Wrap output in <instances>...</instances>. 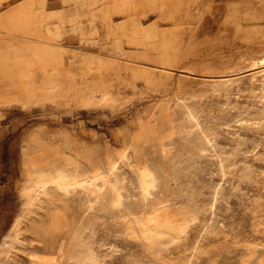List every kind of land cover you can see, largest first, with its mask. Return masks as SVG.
<instances>
[{"label": "rangeland", "instance_id": "rangeland-1", "mask_svg": "<svg viewBox=\"0 0 264 264\" xmlns=\"http://www.w3.org/2000/svg\"><path fill=\"white\" fill-rule=\"evenodd\" d=\"M262 49L264 0H0V264H73L68 243L86 225L101 264H264V97L245 84L212 92ZM105 92L107 103L84 104ZM182 97L217 122L202 152L186 139ZM108 154L120 206L109 193L88 209L79 188L38 198L27 187L34 168L88 172ZM144 166L156 176L148 199ZM190 209L198 217L177 242L142 237L147 217L172 224Z\"/></svg>", "mask_w": 264, "mask_h": 264}, {"label": "bare ground", "instance_id": "bare-ground-1", "mask_svg": "<svg viewBox=\"0 0 264 264\" xmlns=\"http://www.w3.org/2000/svg\"><path fill=\"white\" fill-rule=\"evenodd\" d=\"M245 60H248L249 62V68H251L252 71H250L248 74L242 76H228L225 78L220 79V81L215 83L212 86V92L214 96L219 97L221 95H228V93L234 89V87H237V89L240 90L241 85L245 84L247 85L250 91H260V96L264 97V49L259 50L256 54H247L244 57ZM243 59V60H244ZM240 86V87H239ZM243 87V86H242ZM54 89V88H53ZM244 89V88H243ZM55 90V89H54ZM245 91V90H244ZM50 92V91H49ZM54 92V91H53ZM234 92V90H233ZM231 93V92H230ZM250 93V92H249ZM255 94V93H254ZM259 95V93H256ZM189 96V95H188ZM201 96V95H200ZM251 96V95H250ZM193 97V96H192ZM197 97V96H196ZM199 97V96H198ZM216 97V98H217ZM111 99V95L109 93H102L97 98H87V100L84 101L85 105H102L107 103ZM177 101L179 102L177 106V110L180 113V116L182 118L181 124L182 127L186 130L187 133V141L190 142V144H194L197 147L198 152H202L207 147H211L214 145V137L216 136L214 134L215 129V123L217 122H210L211 126L204 123L201 119L200 110L198 107V98L192 99L193 101L186 102V100ZM189 99V98H188ZM254 99V98H253ZM180 100V99H179ZM219 100V98H218ZM226 100V99H225ZM209 101V100H208ZM235 101V100H234ZM257 101V100H256ZM215 102V101H214ZM219 101H217L218 104ZM221 102V101H220ZM230 102V101H228ZM198 103V104H197ZM212 103V101H211ZM224 103H226L224 101ZM236 103V102H233ZM202 105V104H201ZM224 105V104H223ZM226 105V104H225ZM231 106V105H229ZM256 106V105H255ZM260 106V105H259ZM217 107V106H216ZM221 107V106H220ZM232 107V106H231ZM249 107V106H247ZM258 107V106H257ZM262 107V106H261ZM236 109V107H233ZM245 108V107H244ZM260 108V107H259ZM203 109V108H202ZM219 108H217L218 110ZM238 109V107H237ZM242 109V108H241ZM253 109V108H251ZM206 110V109H205ZM224 110V109H223ZM247 110V109H245ZM264 110V109H262ZM203 111V110H202ZM207 111V110H206ZM220 111V110H219ZM227 111V110H226ZM224 111V113L226 112ZM229 111V109H228ZM240 111V110H239ZM254 111V110H253ZM257 111L259 109L257 108ZM204 112V111H203ZM221 112V111H220ZM246 112V111H245ZM216 113V112H215ZM230 113V112H229ZM238 113V112H237ZM244 113V111H243ZM259 113V112H258ZM214 114V113H213ZM218 113H216L217 115ZM257 115V112L254 113ZM261 115V110L260 113ZM258 114V116H259ZM205 115V114H203ZM235 115V114H234ZM242 115V114H241ZM244 115V114H243ZM210 116V115H209ZM218 116V115H217ZM223 116V114L221 115ZM240 116V115H239ZM255 116V115H254ZM253 116V117H254ZM262 116V115H261ZM234 117V116H233ZM238 117V116H237ZM246 117V116H245ZM248 117V116H247ZM203 118H205L203 116ZM239 118V117H238ZM242 118V117H240ZM239 118V119H240ZM252 118V116L250 117ZM219 119V118H218ZM232 119V117H230ZM234 119V118H233ZM245 119V118H243ZM249 119V118H248ZM258 119V118H257ZM262 119V118H261ZM214 120V119H213ZM237 120V119H236ZM242 120V119H240ZM246 120V119H245ZM207 121V120H206ZM210 121V119L208 120ZM216 121V120H215ZM262 121V120H261ZM218 125V124H217ZM220 125V124H219ZM229 125V124H228ZM217 129V127H216ZM184 131V130H183ZM221 131V130H220ZM235 132V131H234ZM185 133V134H186ZM230 133V132H229ZM237 133V132H236ZM183 134V133H182ZM217 134V133H216ZM215 135V136H214ZM222 135V134H221ZM217 137V136H216ZM219 140V139H218ZM234 140V139H233ZM237 140V139H236ZM238 141V140H237ZM243 141V140H242ZM185 143V142H184ZM244 143V142H243ZM188 144V143H187ZM238 145V144H237ZM243 145V144H242ZM190 146V145H189ZM241 146V145H240ZM248 146V145H247ZM216 147V146H215ZM254 147V146H253ZM193 148V147H192ZM215 149V148H214ZM209 150V148H208ZM219 152V151H218ZM224 152V151H223ZM226 152V151H225ZM240 154V153H239ZM121 156L125 157V154L122 153ZM194 156V155H193ZM189 156L185 160H183L184 165L182 167H177L173 173V177L177 178L179 173H182L180 171H183L185 167H189L191 164L195 163L194 157ZM199 156V155H198ZM235 156V155H234ZM196 158V156H195ZM225 158V157H224ZM204 160V159H203ZM197 161V160H196ZM202 161V160H201ZM208 161V160H207ZM182 163V164H183ZM200 163V162H199ZM215 163V162H214ZM218 169L220 171H223L224 169V162L222 159H218L217 161ZM234 163V162H233ZM73 164V163H72ZM229 164V163H228ZM236 164V163H235ZM131 165V164H130ZM146 165V164H145ZM178 165V164H176ZM210 165V164H209ZM69 166V165H68ZM94 166V165H93ZM143 166V165H142ZM227 166V165H226ZM229 166V165H228ZM135 167V166H134ZM191 167V166H190ZM197 168V164L195 166ZM79 168V167H78ZM76 167H72L71 165L69 167L64 165H57L53 168H34L28 173V182L29 184L27 187L29 190L31 189V193L38 197L40 194H46L48 189L51 188L58 195L59 192L64 195H67L68 193L74 191L75 189L79 188L82 193L85 196V200L87 202V208L91 209L93 208L94 204L104 197L107 193L111 195V200H109V203L112 202L115 206H120L122 201V195H121V188L123 186V183L120 182L119 178L117 177V169H118V160L113 154H108L106 157V161L104 163H101V165L96 164V166L93 167L92 171L88 172H82ZM132 168V167H131ZM137 167H135L136 169ZM139 168V167H138ZM181 168V169H180ZM193 168V166H192ZM191 168V170H192ZM234 168V167H233ZM244 168V167H243ZM188 169V168H187ZM232 169V168H231ZM133 170V168H132ZM135 171V170H133ZM137 171V170H136ZM168 171V170H167ZM173 171V170H172ZM254 171V170H253ZM244 172V171H243ZM246 172V171H245ZM184 173V172H183ZM186 173V171H185ZM225 174V172H222ZM136 182L137 187L140 191V195H142V198L148 199L149 196L152 193L153 188L156 187V176L154 172L150 168L140 167L138 169V172L136 173ZM169 174V173H168ZM171 174V173H170ZM169 174V175H170ZM204 174V173H203ZM230 174V173H229ZM247 174V173H246ZM245 174V175H246ZM251 174V173H250ZM121 175V174H120ZM248 175V174H247ZM190 177V175H187ZM186 176V177H187ZM251 176V175H250ZM183 177V175H182ZM244 177V176H243ZM166 178V177H165ZM171 179V177H169ZM174 178V179H175ZM238 178V177H237ZM254 178V177H253ZM134 179V178H133ZM169 179V180H170ZM180 180V178H178ZM177 179V182H179ZM247 179V178H245ZM172 180V179H171ZM170 180V181H171ZM176 180V179H175ZM182 180V179H181ZM188 181V180H187ZM166 182V180H165ZM26 183V182H25ZM159 183V182H158ZM181 183V182H180ZM27 184V183H26ZM183 185V183H181ZM185 184V183H184ZM135 185V186H136ZM170 186V185H169ZM180 186V185H179ZM188 187L190 185H187ZM186 186V187H187ZM24 187V186H23ZM173 187V186H172ZM174 187H177L174 186ZM185 187V185H184ZM220 187V186H219ZM157 188V187H156ZM179 188V187H178ZM217 188V187H216ZM223 188V187H222ZM24 189V188H23ZM168 189V188H166ZM172 189V188H169ZM174 189V188H173ZM180 189V188H179ZM183 189V188H182ZM190 190V189H186ZM195 190V189H194ZM25 191V190H24ZM23 191V192H24ZM50 191V190H49ZM178 191V190H177ZM216 191V190H215ZM214 191V192H215ZM27 192V191H25ZM167 192V190H166ZM170 192V191H169ZM180 192V191H179ZM181 192H183L181 190ZM180 192V193H181ZM185 192V191H184ZM192 192V190L190 191ZM189 192V193H190ZM213 192V193H214ZM30 193V194H31ZM172 193V192H171ZM179 193V194H180ZM187 193V194H189ZM27 194V193H26ZM124 194V193H123ZM176 194V193H175ZM191 194V193H190ZM209 194V193H208ZM219 194V193H218ZM29 195V194H28ZM186 195V194H185ZM195 195V194H194ZM108 196V195H107ZM124 196V195H123ZM159 196V195H158ZM196 196V195H195ZM30 196H28L29 198ZM188 197V196H187ZM193 196H190V198ZM40 198V197H38ZM168 198V197H167ZM180 199V197H178ZM184 198V197H183ZM213 198V197H212ZM220 198V197H219ZM30 199V198H29ZM176 199V198H175ZM188 199V198H187ZM217 199V198H216ZM150 200V199H149ZM161 200V199H160ZM212 200V199H211ZM210 200V202H211ZM30 201V200H28ZM166 201V200H165ZM182 201V200H181ZM184 201V199H183ZM191 201V200H190ZM195 201V199H194ZM217 201V200H216ZM31 202V201H30ZM170 202V201H169ZM187 202V201H185ZM159 203V201H158ZM163 203V202H162ZM189 203V202H188ZM149 204V203H148ZM211 204V203H210ZM146 205V204H145ZM158 205V204H157ZM186 205V204H185ZM184 205V206H185ZM194 205V204H193ZM207 205V204H206ZM151 206V205H150ZM162 206V205H161ZM182 206V204H181ZM187 206V205H186ZM200 206V205H198ZM211 206V205H210ZM214 206V205H213ZM159 207V206H158ZM157 207V208H158ZM201 207V206H200ZM154 206L152 207V209ZM156 208V209H157ZM163 208V207H162ZM161 208V209H162ZM183 208V206L181 207ZM210 208V207H207ZM206 208V209H207ZM155 209V208H154ZM197 209V207H196ZM205 209V208H204ZM205 209V211H206ZM163 210V209H162ZM212 210V209H211ZM202 211V210H201ZM187 212V211H186ZM198 211L190 209L186 213V215H182V219L177 221V223H172L168 220L167 217H162L158 215V222H157V216L154 217L150 216L147 217L146 221L141 223V235L143 238L149 240H152L154 237H157L156 235L165 237L164 243H171L174 241H178L181 239L184 234L187 231V228L189 227V224L194 222L198 215ZM200 212V211H199ZM211 213V212H210ZM161 214V213H160ZM208 214V213H207ZM206 215V214H205ZM204 215V216H205ZM201 216V215H200ZM199 216V218H200ZM136 218V217H135ZM138 219V218H137ZM199 220V219H198ZM18 221V220H17ZM20 221V220H19ZM18 221V222H19ZM136 222V221H135ZM170 222V224H169ZM196 223V222H195ZM15 225V223H14ZM85 225V224H83ZM205 227V226H204ZM210 227V226H209ZM207 228V227H206ZM213 228V227H212ZM87 225L83 226L81 229H77L75 233L72 235L71 240L68 249L66 250L67 257L69 259L73 260V264H101L100 258L98 256L96 248L93 246V242L89 241L88 238L85 237V231H86ZM138 229V228H137ZM205 229V228H204ZM203 229V230H204ZM139 230V229H138ZM202 230V229H201ZM208 230V229H207ZM210 230V228H209ZM212 230V229H211ZM89 231V230H87ZM133 231V230H132ZM134 232V231H133ZM132 232V233H133ZM139 232V231H138ZM140 233V232H139ZM89 235V234H87ZM158 238V237H157ZM188 238V237H187ZM155 239V238H154ZM93 240V239H92ZM186 241V240H185ZM92 242V243H91ZM160 242V241H159ZM180 242V241H179ZM100 243V242H97ZM163 243V244H164ZM185 243V242H184ZM101 244V243H100ZM160 244V243H159ZM179 244V243H178ZM98 245V244H97ZM102 245V244H101ZM158 245V244H157ZM162 243L160 244L161 247ZM104 246V245H103ZM179 246V245H178ZM177 246V247H178ZM100 247V246H99ZM98 248V247H97ZM159 248V247H158ZM164 248V247H163ZM167 248V247H166ZM100 249V248H98ZM159 250V249H158ZM164 251V250H163ZM112 252V251H111ZM102 253V252H101ZM106 253V252H105ZM65 254V255H66ZM110 254V253H109ZM100 255V253H99ZM101 256H103L101 254ZM106 256V255H105ZM103 259V258H102ZM103 262V261H102Z\"/></svg>", "mask_w": 264, "mask_h": 264}]
</instances>
